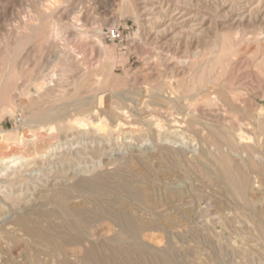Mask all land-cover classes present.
Returning <instances> with one entry per match:
<instances>
[{"label":"rangeland","instance_id":"rangeland-1","mask_svg":"<svg viewBox=\"0 0 264 264\" xmlns=\"http://www.w3.org/2000/svg\"><path fill=\"white\" fill-rule=\"evenodd\" d=\"M245 12L227 0H0V264H264V16ZM159 16L163 34L149 37L142 24ZM177 25L241 40L225 82L190 92L206 46L173 42ZM170 89L199 104L180 117L160 96ZM228 164L246 204L227 190Z\"/></svg>","mask_w":264,"mask_h":264},{"label":"bare ground","instance_id":"bare-ground-1","mask_svg":"<svg viewBox=\"0 0 264 264\" xmlns=\"http://www.w3.org/2000/svg\"><path fill=\"white\" fill-rule=\"evenodd\" d=\"M219 1V0H218ZM222 1V0H221ZM225 1V0H224ZM227 1H229V2H231V4H232V9H246V12L242 15V16H244V19H249V20H256V19H258L260 16H264V3H261V4H259V5H257V6H255V7H252L250 4L251 3H246V1H245V3H244V0H227ZM218 3V2H217ZM218 5V4H217ZM216 6V5H215ZM231 8V7H230ZM232 11H234V10H232ZM141 15V14H140ZM241 16V15H240ZM164 17V16H163ZM138 18V17H137ZM161 16H159L158 18H155V17H151V19H149V24H147V23H144V24H142V26H145V28L147 29V33H148V36L150 37L151 36V34L152 33H156L157 35H159V28H160V22H162L161 20ZM176 23V22H175ZM174 25H172L171 27H173ZM177 27H178V25L176 26V27H174L175 29H177ZM196 27V26H195ZM195 27H190V28H188V29H185V27H180L179 29H177L178 31H176L175 30V33L176 34H174L175 36L173 37V39H172V41L173 42H176V41H179V40H184L185 41V43H187V44H193V43H197V44H200V43H204L205 44V46H206V49H205V51L202 53V55H201V57H200V59L199 60H197V59H195V60H192V62L190 63V67H191V70H192V76H191V85H190V88H189V90H190V92H198V89H204V91L206 90V88H207V86L208 85H210L211 83H212V85H213V82L215 83V84H217L218 82H219V80H221L223 77H224V75L226 76V73L227 72H229V70L231 69V67H232V65H233V63L235 62L234 60V62L232 63V59H233V57H235V55L237 54V50H238V46H240V41H237V42H235V41H233L234 39L233 38H230L229 37V35H226V34H220V33H218V34H216L217 36H216V38L215 39H213L212 41H210V42H203L204 40H206V39H203V36H202V34L201 33H198L197 32V30L195 29ZM172 29V28H171ZM161 31V30H160ZM164 31V30H163ZM163 31L161 32L162 34H163ZM210 31V30H209ZM212 31V30H211ZM161 33H160V35H161ZM213 33V32H212ZM165 34V33H164ZM220 34V35H219ZM152 35H154V34H152ZM205 35V34H204ZM155 36V35H154ZM153 36V37H154ZM162 36V35H161ZM165 36V35H164ZM152 37V38H153ZM160 37H154V40L153 41H155V40H157V42H158V40H160L159 39ZM214 38V37H213ZM163 39V38H162ZM211 39H212V37H211ZM210 39V40H211ZM233 39V40H232ZM209 40V39H208ZM237 40V39H236ZM242 41H243V38H242ZM203 45V44H202ZM241 46H242V44H241ZM66 48V47H65ZM261 49V48H260ZM60 51H61V49H60ZM64 51V50H63ZM239 51V50H238ZM69 52V51H68ZM262 52V51H261ZM59 54V53H58ZM67 54H69V53H67ZM264 54V53H263ZM68 57H69V55H68ZM67 56H66V58H68ZM73 57V56H72ZM61 58V57H60ZM59 58V59H60ZM63 58V57H62ZM66 58H65V60H66ZM75 59V58H74ZM254 59H257V58H254ZM68 60V59H67ZM66 60V61H67ZM59 61V60H58ZM63 61H64V59H63ZM71 61V60H70ZM74 60L72 59V62H73ZM255 61V60H254ZM257 61H260V60H257ZM256 61V62H257ZM262 61V60H261ZM190 62V61H189ZM255 62V63H256ZM188 63V62H187ZM68 64V63H67ZM72 64V63H71ZM162 64V63H161ZM186 64V63H185ZM184 65V64H183ZM182 64H181V66H183ZM247 65V64H246ZM161 66V65H160ZM185 66V65H184ZM163 67H164V65H163ZM154 68V67H153ZM169 68V67H168ZM183 68H185V67H183ZM152 69V68H151ZM154 69H156V68H154ZM167 69V68H166ZM161 70V75H162V77H164L165 79H167V78H174L176 75H177V73H179L180 71L178 70V68H175V69H170V70ZM186 69V68H185ZM218 69H220V72H219V75H216L217 73V70ZM233 69V68H232ZM158 70V69H157ZM183 70V69H182ZM188 70H190V69H188ZM232 71V70H231ZM150 72V71H149ZM66 73V72H65ZM64 73V74H65ZM85 73V72H84ZM88 73V72H87ZM152 73V72H151ZM185 73V72H184ZM150 74V73H149ZM186 74V73H185ZM188 74V73H187ZM63 75V74H62ZM61 75V77H63ZM153 75V74H152ZM151 75V76H152ZM65 76V75H64ZM85 76V75H84ZM154 76V75H153ZM185 76V75H184ZM190 76V75H189ZM188 76V77H189ZM85 77H88V76H85ZM179 77V76H178ZM177 77V78H178ZM63 78H65V77H63ZM67 78V77H66ZM180 78V77H179ZM182 78H183V76H182ZM185 78V77H184ZM226 78V77H225ZM224 78V79H225ZM158 79V78H157ZM176 79V78H175ZM188 79V78H187ZM224 79H222L223 81H224ZM241 79V78H240ZM60 80V79H59ZM64 80V79H63ZM85 80V79H84ZM154 80V79H153ZM164 80V79H163ZM88 81V80H87ZM91 80H89V82H90ZM155 81V80H154ZM180 81V80H179ZM182 81V80H181ZM222 81V82H223ZM226 81V80H225ZM224 81V82H225ZM81 82H82V80H81ZM85 82H86V80H85ZM84 82V83H85ZM101 82V81H100ZM161 82V84H163L164 85V83H162V80L160 81ZM165 82V81H164ZM183 82V81H182ZM181 82V83H182ZM221 82V83H222ZM83 83V82H82ZM82 83H80V84H82ZM170 83V82H169ZM173 83V82H172ZM179 83V82H178ZM236 83V82H235ZM235 83H233V84H235ZM157 84V83H156ZM188 84V83H187ZM222 85V84H221ZM226 85H229L227 82H226V84L224 85V87L226 86ZM1 86V85H0ZM76 86V85H75ZM83 87H86L87 88V86L88 85H82ZM94 86V85H93ZM161 86V85H160ZM159 86V87H160ZM183 87H184V85H182ZM211 86V85H210ZM214 86V85H213ZM230 86V85H229ZM232 86V85H231ZM236 86H237V84H236ZM78 87V86H77ZM81 87V86H80ZM96 87V86H95ZM104 87H105V85H104ZM109 87V86H108ZM153 87V86H152ZM186 87V86H185ZM184 87V88H185ZM46 88V87H45ZM79 88V87H78ZM90 87H88L87 89H89ZM111 88V87H110ZM167 88V87H166ZM169 88H171V87H169ZM228 88V87H227ZM77 89V88H76ZM91 89V88H90ZM108 89V88H107ZM161 88H159V90H160ZM163 89H165V88H163ZM178 89V88H177ZM186 89V88H185ZM184 89V90H185ZM208 89V88H207ZM224 89V88H223ZM232 89V88H231ZM237 89V88H236ZM235 89V90H236ZM240 89V88H239ZM80 90H81V88H80ZM93 90V89H92ZM94 90H96V89H94ZM156 90H158V89H156ZM168 90V89H167ZM176 89H174V91H175ZM211 90V89H210ZM209 90V91H210ZM225 90H226V87H225ZM228 90H230L229 88H228ZM234 90V91H235ZM238 90V89H237ZM237 90L235 91V93L237 92ZM77 91V90H76ZM106 91V90H105ZM104 91V92H105ZM162 91H164V90H162ZM170 93H168L167 95H160V96H162V97H165L166 99H165V101H167V103H171V104H175V106H178L177 107V110H178V112H179V114H180V117H181V111L183 110V112H187L188 110H190V109H194L198 104H199V102H197V101H193L194 103H192L190 100H189V102H185V100L183 99V98H187V97H185L184 95V97L182 96V98L181 97H179L177 94H175V92L172 90V89H170ZM186 91V90H185ZM208 90H207V94L204 96L206 99H213L214 100V96L213 95H215L216 93L215 92H209ZM231 91V90H230ZM238 91H240V90H238ZM65 92V91H64ZM91 92V91H90ZM110 92V91H109ZM161 92V91H160ZM165 92V91H164ZM181 92H182V90H181ZM186 92H188V91H186ZM228 92V91H227ZM231 92H233V91H231ZM230 92V93H231ZM242 92H243V90H242ZM92 93V92H91ZM108 93V92H107ZM113 93V92H112ZM122 93V92H121ZM153 89H152V96H153ZM184 93V92H183ZM206 93V92H205ZM204 93V94H205ZM239 93V92H238ZM237 93V94H238ZM47 94V93H46ZM63 94V93H62ZM66 94V93H65ZM71 94V93H70ZM106 94V93H105ZM110 93H108V95H109ZM158 94V93H157ZM160 94V93H159ZM158 94V95H159ZM180 94H182V93H180ZM188 94V93H187ZM196 94V93H195ZM203 94V93H202ZM201 95V94H200ZM48 96V95H47ZM187 96V95H186ZM189 96V95H188ZM217 96V95H216ZM231 96V95H230ZM67 96L65 95V98H66ZM91 97V96H90ZM93 97V96H92ZM107 97V96H106ZM109 97H111V95L109 96ZM155 97V96H154ZM199 97V96H198ZM202 97V96H201ZM203 97V98H204ZM212 97H214V98H212ZM229 97V96H228ZM239 97V96H238ZM240 97H242V95H240ZM40 98H41V96H40ZM39 98V99H40ZM64 98V99H65ZM87 98V97H86ZM89 98V97H88ZM94 98V97H93ZM93 98H91V99H93ZM152 98V97H151ZM189 98V97H188ZM204 98V99H205ZM230 98V97H229ZM42 99H44L43 97L40 99V101L42 100ZM51 99H55V98H53V96H52V98ZM90 99V98H89ZM90 99V100H91ZM97 99V98H96ZM121 99V98H120ZM153 99V98H152ZM198 99V98H197ZM232 99V98H231ZM66 100V99H65ZM81 100V99H80ZM86 100V99H85ZM90 100H88V101H90ZM108 100V99H107ZM154 100V99H153ZM163 100V99H162ZM195 100H196V98H195ZM38 100H36V102H37ZM48 101V100H47ZM56 101V100H55ZM94 101V100H93ZM98 101V100H97ZM104 101V100H103ZM118 101V100H117ZM116 101V102H117ZM229 101V100H228ZM76 102V101H75ZM83 102V101H82ZM163 102H164V100H163ZM178 102V103H177ZM211 102V101H210ZM240 102V101H239ZM238 102V103H239ZM43 104L45 103V101L44 102H42ZM41 103V104H42ZM55 103V102H54ZM72 103V102H71ZM74 103V102H73ZM91 103V102H90ZM110 103H112V102H110ZM158 103H160V102H158ZM180 103V104H179ZM182 103V104H181ZM203 103H205V101L203 102ZM209 103V102H208ZM212 103H213V101H212ZM223 103V102H222ZM237 103V102H236ZM241 103V102H240ZM37 104H39V103H37ZM41 104H39L38 106H40ZM87 104V103H86ZM85 104V105H86ZM98 104V103H97ZM113 104V103H112ZM154 104V103H153ZM215 104V103H214ZM221 104V103H220ZM235 104V103H234ZM234 104H231V105H234ZM246 104V103H245ZM35 105V104H34ZM46 105V104H45ZM58 105V104H57ZM69 105H70V102H69ZM89 105H91V104H89ZM93 105V104H92ZM91 105V106H92ZM116 106H117V104H115ZM150 105V104H149ZM225 105V104H224ZM223 105V106H224ZM241 105V104H240ZM37 106V105H36ZM74 106V105H73ZM91 106H88L89 108L91 107ZM110 106V105H109ZM114 106V105H113ZM162 107H163V105H161ZM201 106V105H200ZM204 106V105H203ZM202 106V107H203ZM217 106V105H216ZM222 106V105H221ZM236 106V105H235ZM55 107V106H54ZM64 107H65V105H64ZM71 107V106H70ZM76 107V106H75ZM74 107V108H75ZM104 107H105V105H104ZM121 107V106H120ZM156 107V106H155ZM209 108H210V106H208ZM218 107V106H217ZM225 107V106H224ZM226 107H228L227 105H226ZM232 107V106H231ZM42 108V107H41ZM46 108V107H45ZM53 108V107H52ZM58 108V107H57ZM92 108H94V106H92ZM119 108V107H118ZM159 108V107H158ZM163 108H165V107H163ZM172 108V107H171ZM173 108L175 109L176 107H174L173 106ZM203 108H206L205 106L203 107ZM219 108H221V107H219ZM233 108H234V106H233ZM51 109V108H50ZM61 109H62V107H61ZM76 109V108H75ZM88 109V108H87ZM104 109V108H103ZM110 110H111V108H109ZM113 109V108H112ZM160 109V108H159ZM229 109V108H228ZM227 109V111H229ZM235 109V108H234ZM47 110V109H46ZM52 110V109H51ZM55 110V109H54ZM65 110V109H64ZM76 110H78V109H76ZM105 110L106 111H104V112H106V114H107V112H108V109H106V107H105ZM110 110H109V112H110ZM116 110V109H115ZM119 110H121V108H119ZM161 110V109H160ZM163 110V109H162ZM165 110V109H164ZM195 110V109H194ZM198 110H201L200 108L198 109ZM198 110H197V112H198ZM210 110V109H209ZM222 110V109H221ZM236 110H238V107H237V109ZM35 111V110H34ZM43 111V110H42ZM50 110L48 109V112H49ZM55 111H57V110H55ZM88 110H84V112L86 113ZM166 111V110H165ZM164 111V112H165ZM172 111V110H171ZM202 111V110H201ZM239 111V110H238ZM241 111V110H240ZM239 111V112H240ZM242 111H244V110H242ZM37 112H38V110H37ZM39 112H41V111H39ZM84 112H81L82 113V115H84L83 113ZM90 112H92V111H90ZM89 112V113H90ZM112 112V111H111ZM117 112V111H116ZM163 112V111H162ZM52 113H53V111H52ZM79 113V112H78ZM113 113V112H112ZM160 113V112H159ZM175 113V112H174ZM199 113V112H198ZM220 113H222V112H220ZM241 113V112H240ZM46 114H48V113H46ZM51 114V113H50ZM166 114V113H165ZM164 114V115H165ZM170 114V115H169ZM222 114H224V113H222ZM222 114H220V115H222ZM37 115V114H36ZM58 115V114H57ZM79 115H81V114H79ZM109 115H111V114H109ZM166 115H169V117L171 118V113H169V112H167V114ZM166 115H165V118H167L166 117ZM178 115V114H177ZM111 116H113V115H111ZM155 116V115H154ZM233 116H235V115H233ZM37 117V116H36ZM42 117V116H41ZM191 117V116H190ZM198 117V116H197ZM226 117V116H225ZM225 117H223L224 119H225V121L227 120ZM230 117H231V115H230ZM237 117V116H236ZM243 117H245V116H243ZM255 117V116H254ZM222 118V117H221ZM220 118V119H221ZM223 118H222V120H223ZM241 118V117H240ZM41 119H43V118H41ZM49 119H54V116H50L49 117ZM160 119V118H159ZM169 118H167L166 120H168ZM177 119H179V118H177ZM183 119V118H182ZM181 119V120H182ZM236 119V118H235ZM235 119H234V122H235ZM243 119V118H242ZM99 120V119H98ZM116 120V119H115ZM171 120V119H170ZM221 120V121H222ZM240 120V119H239ZM239 120H238V122H239ZM57 121V120H56ZM241 121V120H240ZM248 121V120H247ZM42 122H44L43 120H42ZM183 122V121H182ZM232 122V121H231ZM234 122H232V123H234ZM45 123V122H44ZM58 123V122H57ZM81 123H83L82 121H81ZM176 123H178V122H176ZM184 123V122H183ZM198 123V122H197ZM220 123V122H219ZM219 123H218V125H219ZM222 123H226V122H222ZM228 123V122H227ZM231 123V124H232ZM39 124V123H38ZM79 124H80V122H79ZM169 124H171V123H169ZM180 124V123H179ZM186 124V123H185ZM199 124V123H198ZM217 124V123H216ZM241 124V123H240ZM251 124V123H250ZM258 124V123H257ZM49 125V124H48ZM80 125H82V124H80ZM177 125V124H176ZM210 125V124H209ZM208 125V126H209ZM233 125V124H232ZM204 126H205V124H204ZM228 126H229V124H228ZM209 127H211V126H209ZM214 127H216V126H214ZM219 127V126H218ZM230 127V126H229ZM232 127V126H231ZM245 127V126H244ZM244 127H242V128H244ZM250 127V126H249ZM54 128V127H53ZM217 128V127H216ZM226 128V127H225ZM238 128V127H237ZM214 129V132H216L215 131V128H213ZM219 128H217V130H218ZM251 129V128H250ZM212 130V129H211ZM220 131L219 132H221V129H219ZM227 131H228V129H227ZM227 131H226V133H227ZM218 132V131H217ZM231 131L229 130V133H230ZM234 132V131H233ZM208 133H210V132H208ZM232 133V132H231ZM221 134V133H220ZM225 134V133H224ZM233 134V133H232ZM222 136H220L219 137V139L220 140H222V141H225L226 143H227V145L229 146V145H232L233 147L236 145V143H235V141H234V139L232 138V137H227V136H223V134H221ZM230 135V134H229ZM236 135V134H235ZM245 135V134H244ZM231 136V135H230ZM49 138V137H48ZM235 138H236V136H235ZM169 140V139H168ZM217 141V140H216ZM237 141V140H236ZM221 142V141H220ZM215 143V142H214ZM219 143V142H218ZM225 143V144H226ZM243 143H245V141L243 142ZM221 144V143H220ZM219 144V145H220ZM222 144H224V143H222ZM224 144V145H225ZM253 144V143H252ZM246 146V145H245ZM245 146H243V148L245 147ZM215 147H217V146H215ZM223 147V146H222ZM38 148V147H37ZM51 148V147H50ZM241 148V147H240ZM239 148V149H240ZM219 149V148H218ZM223 149H224V147H223ZM247 149H249V146H247ZM250 150V152H252V149H249ZM48 151V150H47ZM247 151V150H246ZM253 151H255V150H253ZM220 152V151H219ZM218 152V153H219ZM38 153V152H37ZM45 153V152H44ZM253 153V152H252ZM255 153V152H254ZM220 154V153H219ZM34 156V155H33ZM39 156V155H38ZM220 156V155H219ZM211 157V156H210ZM222 157V156H221ZM15 158V156H13V157H9V159L8 160H13ZM226 158H227V156H226ZM252 158V157H251ZM220 159H222V158H220ZM246 159V158H245ZM4 160L5 161H8V160H6L5 158L3 159L2 158V160H1V162L3 161L4 162ZM16 160V159H15ZM15 160H13V162H15L16 163V161ZM19 160V159H18ZM215 160V159H214ZM33 161V160H32ZM217 161H218V159H217ZM247 161V160H246ZM249 162H247L246 164H247V166H248V164H249V166H254V163L252 162L253 160H248ZM10 162V161H9ZM12 162V163H13ZM18 162V161H17ZM218 162H223V161H218ZM224 163H225V161H224ZM229 163V162H228ZM242 163V162H241ZM245 162H243V164H244ZM3 164V163H2ZM226 164H227V162H226ZM233 164V163H232ZM242 164V165H243ZM218 165V164H217ZM230 164H228L227 165V167L225 168V169H223V170H225V172L224 173H226V177H227V184H228V186L227 187H229L227 190H231L232 192H233V194L235 195V196H237V198H239L240 200H239V202L241 201L242 203H244V204H246L247 203V197H246V194H247V192H248V190H247V192H246V189H247V187H246V185L244 184V182H241L240 181V179L239 178H241V177H239L238 178V176L236 175V174H234L232 171H231V169H230V166H229ZM237 165V164H236ZM219 166V165H218ZM221 166V165H220ZM234 166V165H233ZM248 166V167H249ZM225 166L223 165V168H224ZM221 168H222V166H221ZM251 168V167H250ZM249 169V168H248ZM252 169H254V167L252 168ZM244 170V169H243ZM245 171V170H244ZM243 171V172H244ZM248 171V170H247ZM250 171H251V169H250ZM249 171V172H250ZM245 173H247V172H245ZM222 175V174H221ZM245 175H249V174H245ZM247 177H249V176H247ZM225 178V177H224ZM248 179V178H247ZM246 179V180H247ZM85 180V179H84ZM90 180V179H89ZM88 180V181H89ZM83 181V180H82ZM90 183V182H89ZM250 183V182H249ZM98 184V183H97ZM251 184V183H250ZM79 185V184H78ZM82 186H83V184H81ZM95 185V184H94ZM87 186V185H86ZM81 187V186H80ZM84 187V186H83ZM92 187V186H91ZM94 187V186H93ZM226 187V186H225ZM250 187V186H249ZM84 189V188H83ZM99 189H101V188H99ZM249 189V188H248ZM85 191H86V189H85ZM94 191V190H93ZM102 191V190H101ZM103 192V191H102ZM231 193V192H230ZM62 194H63V192H62ZM232 194V193H231ZM230 194V195H231ZM248 196V195H247ZM58 197V196H57ZM60 198V197H59ZM60 200V199H59ZM235 200V199H234ZM237 200V199H236ZM238 203V202H237ZM239 204V203H238ZM247 205H249V204H247ZM251 205V204H250ZM240 206H241V204H240ZM251 207V206H250ZM68 212V211H67ZM72 213V212H71ZM69 215H71L70 213L68 214V216ZM72 215H74V213H72ZM123 215V214H122ZM114 216V215H113ZM71 216H69V218H70ZM75 217V216H74ZM77 217V216H76ZM83 217V216H82ZM26 218V217H25ZM121 218V217H120ZM75 219V218H74ZM74 219H72V220H74ZM76 219H78V218H76ZM29 220V219H28ZM77 223V222H76ZM71 225H73V223H71ZM82 226V225H81ZM32 229V228H31ZM75 229V228H74ZM78 230V229H77ZM28 231V230H27ZM33 232H35L37 235H40L38 232H36V231H34L33 230ZM30 233V232H29ZM47 233V232H46ZM84 233V232H83ZM133 233V232H132ZM54 235V234H53ZM83 235V234H82ZM74 236V235H73ZM41 237L43 238V239H45V240H48V237L47 236H45V235H41ZM62 237V236H61ZM42 238H41V240H42ZM54 238V237H53ZM59 241V240H58ZM60 242V241H59ZM50 243V242H49ZM57 244V243H56ZM54 248H55V246H54ZM98 252V251H97ZM96 252V253H97ZM90 253V252H89ZM89 256H91L90 254H88ZM96 255V254H95ZM88 259V258H87ZM116 259V258H115ZM103 260V259H102ZM102 263V262H101ZM93 264V263H92ZM112 264H113V262H112Z\"/></svg>","mask_w":264,"mask_h":264},{"label":"built area","instance_id":"built-area-1","mask_svg":"<svg viewBox=\"0 0 264 264\" xmlns=\"http://www.w3.org/2000/svg\"><path fill=\"white\" fill-rule=\"evenodd\" d=\"M111 37L113 40H118L120 39L121 35L118 32H113Z\"/></svg>","mask_w":264,"mask_h":264}]
</instances>
